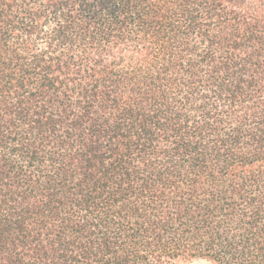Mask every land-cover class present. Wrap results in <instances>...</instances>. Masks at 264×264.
I'll list each match as a JSON object with an SVG mask.
<instances>
[{"label": "trees", "instance_id": "trees-1", "mask_svg": "<svg viewBox=\"0 0 264 264\" xmlns=\"http://www.w3.org/2000/svg\"><path fill=\"white\" fill-rule=\"evenodd\" d=\"M264 264V0H0V264Z\"/></svg>", "mask_w": 264, "mask_h": 264}, {"label": "rangeland", "instance_id": "rangeland-1", "mask_svg": "<svg viewBox=\"0 0 264 264\" xmlns=\"http://www.w3.org/2000/svg\"><path fill=\"white\" fill-rule=\"evenodd\" d=\"M186 264H207V262L202 260V259H195V260L188 262Z\"/></svg>", "mask_w": 264, "mask_h": 264}, {"label": "clouds", "instance_id": "clouds-1", "mask_svg": "<svg viewBox=\"0 0 264 264\" xmlns=\"http://www.w3.org/2000/svg\"><path fill=\"white\" fill-rule=\"evenodd\" d=\"M207 264H211V262L209 261V262H207Z\"/></svg>", "mask_w": 264, "mask_h": 264}]
</instances>
